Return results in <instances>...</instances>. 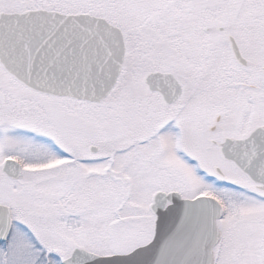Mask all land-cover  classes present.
Listing matches in <instances>:
<instances>
[{
	"label": "snow or ice",
	"instance_id": "6c2138e0",
	"mask_svg": "<svg viewBox=\"0 0 264 264\" xmlns=\"http://www.w3.org/2000/svg\"><path fill=\"white\" fill-rule=\"evenodd\" d=\"M0 264H264V0H0Z\"/></svg>",
	"mask_w": 264,
	"mask_h": 264
}]
</instances>
